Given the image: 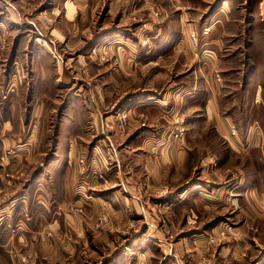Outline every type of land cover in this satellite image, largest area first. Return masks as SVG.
<instances>
[{"label": "rangeland", "instance_id": "1", "mask_svg": "<svg viewBox=\"0 0 264 264\" xmlns=\"http://www.w3.org/2000/svg\"><path fill=\"white\" fill-rule=\"evenodd\" d=\"M216 8L232 16L230 21L234 17L247 24L255 18L259 22L254 30L262 29L259 14L264 0H0V203L12 193L16 198L18 187L32 182L38 171L47 175L41 190L31 186L27 192L23 216L30 223L33 215L29 210L38 214L47 210L38 221L46 237L32 231L35 242H18L14 235L22 226L1 225L0 264H137L138 260L162 264L165 249L178 250L184 264H255L264 256V194L229 190V184L239 182L242 173L252 178L259 167L264 182V162L254 165L248 155L233 154L227 136L205 109L211 99L220 117L234 105L235 115L245 118L232 98L253 72L247 65L252 49L233 50L225 40L222 47L216 39L210 44L209 17ZM258 45L263 47L264 40ZM257 51L255 65L264 72V48ZM136 57L137 62L130 60ZM235 66L244 68L243 82L232 81ZM130 72L134 74L130 76ZM61 74L69 82L75 77L74 93L82 98V108L66 109L71 87L55 86V78L49 81ZM195 80L201 136L197 138V130L188 132L196 134V144L206 146L197 150V145L187 142L185 164L176 171L165 168L157 155L151 157L150 165L125 159L124 180L145 199L151 226H144L140 215L129 211L131 219L119 223L117 209L109 203H95V194L113 187L117 164L113 146L107 141L98 143L99 136L92 130L94 115L86 110L87 88L94 91L105 83L110 93L105 130L115 136L117 144L122 143L119 147L125 145L129 151L134 130L148 125L151 115L130 101L118 106V97L127 98L131 91L147 88L145 92H160L159 98L171 92L170 103L174 94L187 90ZM262 85L264 89L263 80ZM261 100L257 116L264 124V98ZM186 102L176 100L177 118L186 116L181 113ZM35 103L36 113H30ZM67 112L73 117L62 125ZM34 118L37 131L30 135L23 126ZM185 125L188 129L187 117ZM237 132V125L229 128L233 136ZM77 133L84 136L79 145L58 142L60 137ZM9 134H20L21 144L31 136L33 145L20 149V143H13ZM92 148L93 160L86 156ZM200 177H213L209 194L185 196L186 187L201 181ZM121 196L128 198L125 193ZM232 196L242 209L225 207ZM54 211L60 221L48 226L44 218L53 217ZM148 229L153 235V253L145 257L134 250L132 256L120 257L133 237L137 235L135 245L140 244ZM195 233L203 236L194 237ZM184 235L185 239H179ZM54 236L58 249L51 252L45 245Z\"/></svg>", "mask_w": 264, "mask_h": 264}, {"label": "crops", "instance_id": "2", "mask_svg": "<svg viewBox=\"0 0 264 264\" xmlns=\"http://www.w3.org/2000/svg\"><path fill=\"white\" fill-rule=\"evenodd\" d=\"M236 14H242V12L236 11ZM261 23H262V29L260 31L254 30L257 23H255V18H252V23H244L243 21L239 22L237 19H230L232 16H230L228 13L224 12L223 9H214L213 12L210 14L209 17V36L211 35V41L212 43L213 39H216L218 47H222L224 44V40L226 44H229V48L233 50H241L244 51V49H252L253 57L250 56L249 64L253 68V72L250 75L249 78H247L246 83L244 85L240 84V89L237 90V94H233V103L236 104L237 110H240L242 112L241 115H243L245 118L241 119L238 118V115H235V110H233L234 105H231V112L228 114H224V117L219 113V110L212 106V100L210 99L209 105L205 108L207 110V114L212 116L215 119V124L218 129H220V132H223L224 136H227L228 138V146L231 148L232 153L237 152L239 154H246L250 157V160L254 162V165L256 162L263 161L264 162V124L259 120L257 114L260 113L262 109V98H264V89L262 85V80L264 81V72L263 69H261V66H257V54H259L258 49L264 48L259 46L258 43L262 42L264 40V9L263 12L261 11ZM258 16V17H260ZM263 16V17H262ZM229 20V21H228ZM232 26V27H229ZM241 26V27H240ZM163 28V27H162ZM239 30L243 31V33H240ZM246 30V31H245ZM248 30V31H247ZM42 31L39 30V33L42 34ZM159 32V31H158ZM180 33V31H178ZM182 32V31H181ZM247 32V35H246ZM183 33V32H182ZM216 37V38H213ZM50 43V42H49ZM131 49L134 48L131 46ZM135 50L136 47H135ZM257 51V53H255ZM136 58H131L130 60ZM149 58H145V61L148 62ZM245 60V59H244ZM136 64V63H135ZM245 65V63H243ZM131 63V67H132ZM232 67L234 65H231ZM249 69V67H248ZM133 72H130V76L133 75ZM242 76V79H241ZM244 68L241 69L240 66H235L232 69V72L230 73V77L232 81H244ZM52 78H55V86H58V84L65 85L66 87H71L69 91H67L68 101L70 103L67 106L68 111H74L77 108L80 107L82 102L79 96H77L74 93L73 85L76 83L75 77L72 78V80L69 82V79L66 75L61 74L60 76L55 75L49 79L52 80ZM249 79V80H248ZM35 81V80H34ZM69 82V83H67ZM98 86L97 90H94L91 87H88L87 91H89L88 97H89V105L86 106L87 112L89 114L94 115L92 130L96 131V136H99V139L97 140L98 143L100 141L109 142L111 146H113L112 150L115 151V157H116V172L113 176V187L105 188V190L98 192L95 194L97 196V199L95 201L96 204L102 206L104 203H109V206L116 210L115 218L117 217L118 222H124L129 221L131 218L129 216V213L133 216L140 215L142 220H144V226H151V223L149 222V214L146 206V201L144 198L138 196L136 193H134L131 186H129L124 178L126 177V168L123 166L125 163V159L129 158L131 161H141L146 162L147 164L151 162V157H156V155L163 161L165 164V168H169V170L180 169L185 164L186 160V152H187V142L192 141L191 144L194 146L197 145V150L200 146H206L205 144H197L195 143L196 134H189L188 130L190 132H195L197 130V138H199L200 135V125L197 127V81H194V84H191L188 86L187 90H184L183 92H178L176 95H173V99L169 103V98L171 96V92L166 91L160 98L159 94L160 92H145L147 88H144L142 91L139 92L138 89H135L134 91H131V95L127 98L125 97H118V106L125 104L126 101H130L131 105L133 107L144 109L151 115V120L145 127H141L139 130L136 128L134 131L136 132L134 136H132L129 141V151L126 150L125 145L124 147H119L122 143L117 144V140L115 136L110 135L105 130L104 125V115L106 114L107 110H105L107 106V102L109 101L110 93L109 89L106 88L105 83H103ZM86 92V91H85ZM82 93L80 95L85 94ZM145 92V93H142ZM157 93V95H156ZM170 94V95H169ZM238 96V99L236 98ZM36 97V96H35ZM213 97V96H212ZM180 98V102L182 103L183 100L187 101L185 103V106L181 107V113H185L186 116L183 119H180V117L177 118L178 109H174V104L176 103V100ZM183 104V103H182ZM79 106V107H78ZM239 106V107H238ZM36 109H38V105L35 103L30 113H36ZM215 109L217 110V113L215 112ZM229 110V111H230ZM71 112L66 113L65 122H63L62 125H65L66 122L70 119H72ZM175 117L176 120L172 121V118ZM186 117L188 124V129L186 124ZM97 119V122L95 120ZM185 119V121H184ZM241 119V120H240ZM183 120L184 122H181ZM33 121L36 122V119L30 120L28 125L23 126V130H29L30 135L32 131V135H36V124L33 123ZM174 122V123H173ZM234 125H237V135H232L229 133V128L233 127ZM184 127L185 131H181L180 127ZM8 128V127H7ZM22 129V126L19 127ZM198 128V129H197ZM245 129V131H243ZM229 133V135H228ZM233 133V132H232ZM133 134V132H131ZM234 134V133H233ZM240 134L242 137H240ZM16 136V137H15ZM10 135L8 138L13 139V143H20L19 148H26L28 145H33V139L31 136L29 138H24L27 141L23 142L21 144V141H23L20 136L18 135ZM96 138V137H95ZM84 136L79 135L78 133L73 136H67L66 138H59V143L61 142H68V145H79L83 142ZM193 139V140H192ZM6 140V139H5ZM4 140V141H5ZM82 145V144H81ZM158 147V150H155L154 148ZM201 147V148H202ZM200 148V149H201ZM199 149V150H200ZM241 150V151H240ZM95 151V150H94ZM93 151V148L89 150V152L86 153V156L89 157V159L93 160V156H95ZM113 151V154H114ZM123 153H127L123 155ZM122 164V165H121ZM157 169V168H156ZM254 175L247 177L246 174L242 173L239 179V182L234 183V181L229 184V190L233 193L242 192L243 194H264V182L261 181L262 170L261 168H255ZM264 171V170H263ZM264 174V173H263ZM47 175L45 172L38 171L37 175L34 176L32 182H30L28 185H23L18 187L15 192L16 198L13 193L7 195L5 199L0 203V226L7 223V225H16L22 226V229L17 232L18 234L14 235L18 242L20 240H23L22 242H28L29 240L35 242V233L34 236L31 234L32 231L39 232L41 237H46L43 233H41V223H38V221L43 218L42 212L47 210H42L41 212L29 210L30 214L33 215L30 216L31 222L27 223L25 218H23L24 214L27 212L26 210V204H28V197L27 192L30 191V187L37 188L39 190L40 186L42 185L43 179ZM234 176V175H233ZM233 179V177H230V179ZM212 179L213 177H210V179H207L205 177H200L201 181H197L186 188L185 196L195 193H201V194H209L212 186ZM255 179V180H254ZM210 180V181H209ZM234 180V179H233ZM238 180V179H236ZM200 185L199 187H196ZM196 187V188H195ZM53 188V187H50ZM195 188V189H194ZM217 189V188H216ZM102 190V189H101ZM126 194L128 196L127 200L123 199L121 194ZM15 198V199H14ZM232 198L231 201L225 202L226 208H232L233 210L242 209L238 208L240 204H238L236 201H234V196L230 197ZM10 201H9V200ZM4 202V203H3ZM237 204V205H236ZM243 206V205H241ZM262 206H264L262 204ZM263 208V207H262ZM119 210V211H118ZM34 211V212H33ZM129 211V213H128ZM36 213V214H35ZM17 214V215H15ZM21 216V217H20ZM42 216V217H41ZM15 218V219H14ZM13 219V221H12ZM47 222L48 226H56L57 223L60 221L58 219V216L56 215L54 211V216H49ZM117 220H115V225H117ZM46 222V221H45ZM113 224V221H112ZM46 226V225H45ZM3 228V226H1ZM24 229V230H23ZM37 230V231H36ZM25 231V232H24ZM145 237L140 238V244H137V235H135L133 238L134 240H131L132 244L126 245L125 252L122 256V258H126L128 255H130L134 250L135 252L143 253V256L147 257L153 250H154V244L153 239L151 240V237H153L152 233L148 229L146 231ZM201 237L203 234L199 235L197 233L194 234V237ZM2 237V236H1ZM32 237V238H31ZM186 235L179 237V239L184 238ZM39 240V239H38ZM151 240V242H149ZM45 241V240H44ZM157 242L162 241V239H157ZM165 243L167 242L164 240ZM180 241V240H179ZM49 251L55 252L57 248V240L55 239V236L53 239L50 240V243L48 245H45ZM4 248V247H3ZM32 251V249H31ZM163 261L162 264H184L182 262V259L180 257V254L178 250H163ZM35 252V250L33 251ZM153 253V252H152ZM56 256V255H55ZM148 261V260H147ZM137 264H148L142 263V261H137ZM255 264H264V256H262L260 259L258 257V260H256Z\"/></svg>", "mask_w": 264, "mask_h": 264}, {"label": "bare ground", "instance_id": "3", "mask_svg": "<svg viewBox=\"0 0 264 264\" xmlns=\"http://www.w3.org/2000/svg\"><path fill=\"white\" fill-rule=\"evenodd\" d=\"M199 186H200V185H198V186H196V187H199ZM196 187H195V188H196ZM195 188H194V189H195ZM199 235H201V234H199Z\"/></svg>", "mask_w": 264, "mask_h": 264}, {"label": "built area", "instance_id": "4", "mask_svg": "<svg viewBox=\"0 0 264 264\" xmlns=\"http://www.w3.org/2000/svg\"><path fill=\"white\" fill-rule=\"evenodd\" d=\"M119 112V111H118ZM124 118H126V116L122 115Z\"/></svg>", "mask_w": 264, "mask_h": 264}]
</instances>
